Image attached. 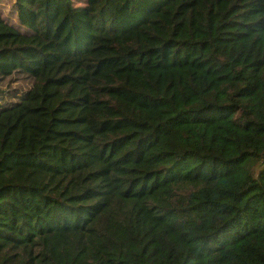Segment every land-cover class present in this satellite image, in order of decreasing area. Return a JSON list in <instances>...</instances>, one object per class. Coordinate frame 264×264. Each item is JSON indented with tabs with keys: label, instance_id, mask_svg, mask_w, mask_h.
I'll list each match as a JSON object with an SVG mask.
<instances>
[{
	"label": "trees",
	"instance_id": "trees-1",
	"mask_svg": "<svg viewBox=\"0 0 264 264\" xmlns=\"http://www.w3.org/2000/svg\"><path fill=\"white\" fill-rule=\"evenodd\" d=\"M12 6L0 264H264V0Z\"/></svg>",
	"mask_w": 264,
	"mask_h": 264
},
{
	"label": "rangeland",
	"instance_id": "rangeland-1",
	"mask_svg": "<svg viewBox=\"0 0 264 264\" xmlns=\"http://www.w3.org/2000/svg\"><path fill=\"white\" fill-rule=\"evenodd\" d=\"M13 0H2V6L4 7L3 16H8L10 20H12V15L14 13V8L12 6ZM83 0H74L75 4H81ZM21 28H23L21 26ZM22 76V75H21ZM20 74H16L15 77H10V84L7 86L5 83L0 82V89L5 88V91H11L12 88H20V89H26L30 85V80L27 78H21ZM2 94V91L0 90V95Z\"/></svg>",
	"mask_w": 264,
	"mask_h": 264
}]
</instances>
